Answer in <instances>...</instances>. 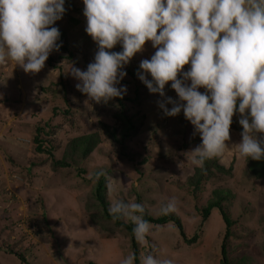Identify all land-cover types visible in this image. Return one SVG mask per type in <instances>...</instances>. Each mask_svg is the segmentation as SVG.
<instances>
[{
  "label": "rangeland",
  "instance_id": "rangeland-1",
  "mask_svg": "<svg viewBox=\"0 0 264 264\" xmlns=\"http://www.w3.org/2000/svg\"><path fill=\"white\" fill-rule=\"evenodd\" d=\"M66 2L64 15L53 25L61 47L40 72L25 73L11 60L0 65V264H121L130 250L139 264L149 244L134 238L133 248L124 230L97 214L91 225L83 214L85 203L95 208L93 176L99 172L111 204L118 199L144 203L145 213L156 219L163 216L160 206L175 199L171 213L180 218L183 235L172 220L154 230L148 240L158 257L172 264H222L225 223L216 209L204 221L200 212L212 192L220 191L221 207L232 223L225 242L229 263L264 264V179L253 178L250 158L233 148L242 131L229 129L227 149L216 157L219 165L232 167V175L215 176L195 190L189 179L197 167L184 153L201 143L199 134L183 112L165 116L157 103L162 98L138 79L140 61L154 54L151 43L146 41L125 66L123 98L97 103L76 90L78 81L69 71L73 66L86 70L97 46L85 32L82 0ZM110 51L121 48L117 44ZM170 83L165 97L176 100ZM128 127L123 145L108 136L114 132L120 139ZM37 134L57 160L72 139L98 134L100 144L88 160L53 171L48 155L35 151ZM194 235L197 240L189 243Z\"/></svg>",
  "mask_w": 264,
  "mask_h": 264
},
{
  "label": "clouds",
  "instance_id": "clouds-1",
  "mask_svg": "<svg viewBox=\"0 0 264 264\" xmlns=\"http://www.w3.org/2000/svg\"><path fill=\"white\" fill-rule=\"evenodd\" d=\"M82 4L85 32L97 51L86 70L70 68L77 91L97 103L122 99L127 91L120 85L124 68L148 41L155 51L140 61L138 79L150 94L162 98L157 103L165 116L183 112L194 135L199 134L201 143L184 153L191 164L203 170L206 161L223 154L234 113L242 132L233 148L246 160H264V0H82ZM64 5L65 0H0V65L11 60L25 73L40 72L50 53L61 47L60 32L53 25L64 15ZM117 44L121 51H110ZM185 65L189 67L182 71ZM169 82L176 100L165 97ZM175 209V199L169 200L160 206L159 215ZM108 212L130 221L134 238L149 244L139 264H172L154 254L148 237L161 226L144 218V203L118 199ZM137 259L130 250L121 264H137Z\"/></svg>",
  "mask_w": 264,
  "mask_h": 264
},
{
  "label": "trees",
  "instance_id": "trees-1",
  "mask_svg": "<svg viewBox=\"0 0 264 264\" xmlns=\"http://www.w3.org/2000/svg\"><path fill=\"white\" fill-rule=\"evenodd\" d=\"M68 2L65 3L67 5ZM64 5V6H65ZM61 40V38L59 39ZM63 40V36H62ZM138 71V70H137ZM239 115L234 113V116L232 118V123L230 124V129L233 130H240L242 131L241 126L238 123L239 120ZM130 130L131 127H128L125 129V131L121 134L120 139H117L115 137V133H108V136L112 138V141L117 144H124L125 140L129 138L130 136ZM239 131V132H240ZM33 143L35 144V151L40 154V153H46L49 157L50 164L52 166V170H57V169H67L72 166H77L78 162H83L86 161L90 158V156L93 154L97 146L100 144V137L98 134H90L82 137H78L75 139H72L68 145H67V150L64 152L63 159H56L55 157H52V151L49 150H44L42 148V143L39 141L38 134L33 138ZM232 167L229 166L228 168H224L223 166L219 165L218 161L216 158H213L211 160L206 161L204 169L201 170L200 168H196L194 171V175L189 179V182L193 186L195 190H198L200 185L205 183L206 181H209L210 179L214 178L215 176H226L229 177L232 175ZM249 174L256 179H264V160L260 161H255L250 159L249 163ZM94 179V188H93V199L95 201V208L87 207V203H85L82 208H83V214L88 220V223L93 225L95 222V217L96 214L97 216H100L102 221L106 224H113L118 229L124 230L128 236H131L132 239V244L133 248L135 247V240L134 236L132 234V228L133 224L132 223H126L122 218L119 217H113L112 215L109 214L108 208L110 206V201L107 200L106 193H107V181L104 176L100 175L97 176V173L93 176ZM212 197L213 199L208 200L206 205L201 209V215H202V220L204 221L208 215L209 212L213 209H216L221 216V219L225 223L226 227V234L224 237V243L222 245V264H231L229 263L227 257H226V246L225 242L228 240L230 236V228L232 226L231 221L229 220L227 214L221 207V202L223 201L224 197H221L220 191H213L212 192ZM139 201V200H137ZM88 209V210H87ZM147 212V211H146ZM91 218L92 221H91ZM97 218V217H96ZM144 218L151 224L154 225H164L166 224L169 220H172L174 225L179 229L181 232V235H183L182 232V226H181V221L180 218L175 215L174 213H170L168 215H163L159 218H151L148 213H145ZM50 231V230H49ZM197 240V235L192 236L190 239L187 241L194 242ZM16 257L22 262L25 263L24 258L17 256ZM138 264V263H137Z\"/></svg>",
  "mask_w": 264,
  "mask_h": 264
}]
</instances>
